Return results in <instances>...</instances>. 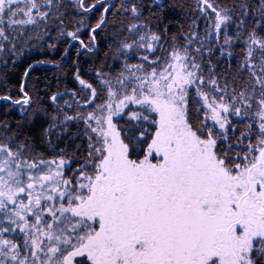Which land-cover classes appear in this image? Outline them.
Instances as JSON below:
<instances>
[{
  "label": "snow or ice",
  "instance_id": "6c2138e0",
  "mask_svg": "<svg viewBox=\"0 0 264 264\" xmlns=\"http://www.w3.org/2000/svg\"><path fill=\"white\" fill-rule=\"evenodd\" d=\"M98 4L102 15L85 44L77 35L86 23L82 14ZM72 6L81 18L66 34L89 52L110 9L126 16L118 29L128 33L117 49L123 70L113 78L96 73L99 100L93 84L76 77L87 92L62 121L65 129L70 121L84 124L88 150L75 169L62 156L46 160L0 136V264H264V39L256 31L264 32V20L247 32L241 84L222 81L210 60L207 68L201 60L206 40L230 46L227 27L244 23L246 3L229 9L198 0L207 22L203 37L193 21L185 43L173 38L171 47L143 23V0H72ZM164 6L152 0L153 9ZM65 7L64 0H0V54H15L28 32H47L50 22L64 35ZM129 54L140 62L128 63ZM20 91L21 99L0 101L24 111L31 97L23 84ZM190 102L199 125L190 119ZM121 113L132 122L131 134L113 122ZM233 118L252 121L235 140L247 141L242 156L229 141ZM145 121L156 125L148 139ZM134 141L147 146L142 160L130 158Z\"/></svg>",
  "mask_w": 264,
  "mask_h": 264
},
{
  "label": "trees",
  "instance_id": "16d2710c",
  "mask_svg": "<svg viewBox=\"0 0 264 264\" xmlns=\"http://www.w3.org/2000/svg\"><path fill=\"white\" fill-rule=\"evenodd\" d=\"M87 2L89 0H86ZM105 2L118 5L120 0H105ZM212 2L214 5L229 9L241 2L248 5L249 15L244 19V23L229 26L236 38L235 41H231L233 45L230 44L228 48L223 45L222 40H206L204 56L207 58L201 60L206 68L210 60L211 67L222 81L235 79L237 83L242 84L247 79L241 68L246 51L247 32L253 29L256 21L264 20V17L260 15L261 9L264 8V1L212 0ZM143 3V23L147 24L153 32L164 37L166 47L172 46L173 38L176 45H183L184 37L187 36L193 21L197 22L200 35H204L207 22L198 13V0H160V3L165 6L155 9L152 8V0H143ZM64 4L66 5L63 9L65 12L62 29L64 35H60L59 30L51 22L47 32L43 29L28 32L30 39L21 40L18 43L20 52L17 57L0 66V96L10 95L20 99L22 96L20 88L23 84L24 91L31 97L30 104L24 106V111H20L21 105L0 101V136H10L20 144L28 146L32 154L46 160L62 156L71 161V167L75 169L84 161L88 150V140L83 134L84 124L70 121L65 129L62 121L65 113L75 115L78 108L77 100L82 99L83 94L87 92L76 77L79 75L80 79L93 84L100 93L101 85L96 73L100 72L106 74L108 78H113L123 70L125 60L117 49L128 33L118 29L124 28L128 20L119 10L110 9L112 15L106 17L107 27L102 26L103 30H96L95 48L89 52L79 40H73L66 34L69 31H76L81 15L77 13L71 1L64 0ZM99 7L98 4L91 13L82 14L86 23L77 35L85 44H91L90 29L95 27L102 15L97 10ZM256 31L264 39V32H260L259 28ZM209 47L212 49L211 52L207 51ZM222 50L224 55H221ZM229 52L230 55L227 54ZM128 63L138 62L129 54ZM30 67L31 70L25 77L24 73ZM52 96L57 97L55 102L51 100ZM190 101H192L191 96ZM195 107V104L190 102L189 111L192 113L190 119L195 120V123L199 125V120L195 119ZM127 111L126 108L124 113ZM150 115L158 119L155 113ZM232 122L236 125L235 133H229L232 152L244 155L247 141L245 144L237 145L235 140L242 131L248 130L247 124L252 121L241 122L238 118L236 120L233 118ZM115 123L118 128L125 129L129 134L135 131L130 128L132 122H129L124 114L116 119ZM155 127L156 125L151 124L150 121L143 122L142 128L147 129L144 139H148ZM255 135L254 124L252 136L255 137ZM253 143H255L254 139ZM146 147L143 141L139 143L134 141L130 158L144 159ZM221 150L227 151L225 148ZM229 154L233 158L232 153ZM69 174L66 170V175Z\"/></svg>",
  "mask_w": 264,
  "mask_h": 264
},
{
  "label": "rangeland",
  "instance_id": "374dc122",
  "mask_svg": "<svg viewBox=\"0 0 264 264\" xmlns=\"http://www.w3.org/2000/svg\"><path fill=\"white\" fill-rule=\"evenodd\" d=\"M69 1H71L72 2V0H69ZM258 1H264V0H258ZM230 26V25H229ZM227 27V34H228V36H230V37H233V41H235L236 40V38L234 37V32L231 30V28L230 27ZM29 27H31V26H29ZM203 37V36H202ZM231 40V41H232ZM230 44H232V42L230 43ZM233 45V44H232ZM228 48H230V46H227ZM20 51L19 50H16L15 51V54H13L12 52H10L8 49H6L5 50V53L4 54H0V66L3 64V63H6L8 60H10V59H15L16 57H17V55H18V53H19ZM143 53V50H140V54H142ZM134 57V56H133ZM135 58V60L137 61V62H140L139 61V58H138V56H136V57H134ZM4 61V62H3ZM21 98H22V96H21ZM20 98V99H21ZM76 98V97H75ZM79 98V97H78ZM78 98H76V99H78ZM97 99L99 100V99H101V96L99 95V93H98V97H97ZM78 100H81L82 101V99H78ZM30 104V103H29ZM28 106V105H27ZM91 106H89V108H90ZM82 110V109H81ZM125 110H126V108L123 110V113L125 112ZM123 113H121V115L120 116H113V122L115 123V120L116 119H119L122 115H123ZM157 115V114H156ZM252 114L250 113V116H251ZM235 120L237 119V118H234ZM209 123H211V121H209ZM218 146L222 149H226L227 151H229V149L227 148V142H222V141H218ZM236 155H240V154H236ZM243 155V154H242ZM242 155H240V156H242ZM233 158H235V157H233Z\"/></svg>",
  "mask_w": 264,
  "mask_h": 264
}]
</instances>
